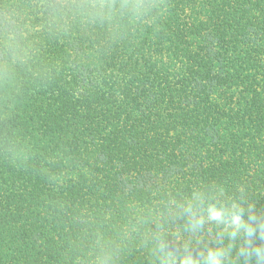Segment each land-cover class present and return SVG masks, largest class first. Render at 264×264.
I'll list each match as a JSON object with an SVG mask.
<instances>
[{"label": "trees", "instance_id": "1", "mask_svg": "<svg viewBox=\"0 0 264 264\" xmlns=\"http://www.w3.org/2000/svg\"><path fill=\"white\" fill-rule=\"evenodd\" d=\"M152 3L71 38L29 11L51 73L0 83V264L97 235L115 264H264V0Z\"/></svg>", "mask_w": 264, "mask_h": 264}, {"label": "clouds", "instance_id": "2", "mask_svg": "<svg viewBox=\"0 0 264 264\" xmlns=\"http://www.w3.org/2000/svg\"><path fill=\"white\" fill-rule=\"evenodd\" d=\"M152 0H32L21 5L16 0L0 7V83H11L23 70L36 78H47L51 69L40 61V50L29 40L34 16L50 36L71 38L77 31L120 29L150 15ZM29 11L34 16H29ZM191 210V204L183 209ZM222 213L212 211V218ZM127 226H125V235ZM119 249L116 239L97 235L91 242L86 264H115Z\"/></svg>", "mask_w": 264, "mask_h": 264}]
</instances>
